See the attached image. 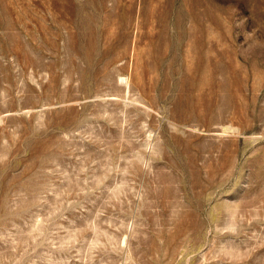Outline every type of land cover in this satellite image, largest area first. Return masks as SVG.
Here are the masks:
<instances>
[{
  "label": "rangeland",
  "instance_id": "1",
  "mask_svg": "<svg viewBox=\"0 0 264 264\" xmlns=\"http://www.w3.org/2000/svg\"><path fill=\"white\" fill-rule=\"evenodd\" d=\"M0 264H264V0H0Z\"/></svg>",
  "mask_w": 264,
  "mask_h": 264
}]
</instances>
